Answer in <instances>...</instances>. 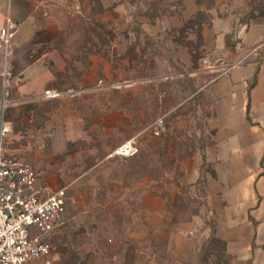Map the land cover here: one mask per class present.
I'll list each match as a JSON object with an SVG mask.
<instances>
[{"label": "rangeland", "instance_id": "374dc122", "mask_svg": "<svg viewBox=\"0 0 264 264\" xmlns=\"http://www.w3.org/2000/svg\"><path fill=\"white\" fill-rule=\"evenodd\" d=\"M118 1L93 5L106 17L87 21L78 58L89 69L100 55L104 83L131 81L110 86L129 124L120 123L118 136L80 138L62 157L70 201L51 264H248L227 255L215 219L202 211L206 98L198 92L210 70L205 59L218 67L214 76L229 63L230 54L215 46L214 20H222L231 51L239 31L264 18V0ZM159 118L166 131L155 135ZM133 137L138 154L113 155ZM198 214L199 222L187 225Z\"/></svg>", "mask_w": 264, "mask_h": 264}, {"label": "crops", "instance_id": "0c3cea01", "mask_svg": "<svg viewBox=\"0 0 264 264\" xmlns=\"http://www.w3.org/2000/svg\"><path fill=\"white\" fill-rule=\"evenodd\" d=\"M112 2L118 6V0ZM100 3L0 0V29L8 19L19 23L9 54L0 52V129L12 126L6 146L29 161L51 191L65 187L69 194L62 183V157L71 154L76 140L96 131L118 136L120 123L129 124L119 112V91L98 85L101 56L91 59L89 69L78 58L86 49L87 21L106 17L93 9ZM213 25L215 46L230 54L227 64L243 61L217 76L207 71L198 92L206 98L200 108L206 123L202 211L215 219L216 235L230 258L264 264V18L239 31L231 51L222 20ZM46 89L77 94L46 98Z\"/></svg>", "mask_w": 264, "mask_h": 264}, {"label": "built area", "instance_id": "2783aa9c", "mask_svg": "<svg viewBox=\"0 0 264 264\" xmlns=\"http://www.w3.org/2000/svg\"><path fill=\"white\" fill-rule=\"evenodd\" d=\"M79 5H76V9ZM19 23L8 19L0 29V52L7 56L18 32ZM239 59L223 67L240 64ZM210 71L218 68L204 60ZM6 75V68L2 71ZM131 81L98 85L115 88L128 87ZM75 89H46V98L75 96ZM12 126L4 124L0 129V264H51L53 237L65 219L70 196L65 187L51 191L39 181L38 172L27 160L8 149L6 137ZM155 135L166 131L164 118L152 126ZM140 152L139 140L133 137L120 144L113 155L132 157Z\"/></svg>", "mask_w": 264, "mask_h": 264}, {"label": "trees", "instance_id": "16d2710c", "mask_svg": "<svg viewBox=\"0 0 264 264\" xmlns=\"http://www.w3.org/2000/svg\"><path fill=\"white\" fill-rule=\"evenodd\" d=\"M225 245V244H224Z\"/></svg>", "mask_w": 264, "mask_h": 264}]
</instances>
